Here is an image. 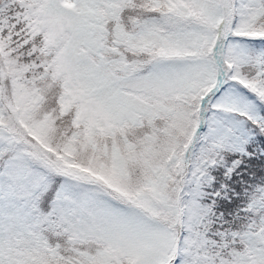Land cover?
<instances>
[{
	"label": "snow or ice",
	"instance_id": "snow-or-ice-1",
	"mask_svg": "<svg viewBox=\"0 0 264 264\" xmlns=\"http://www.w3.org/2000/svg\"><path fill=\"white\" fill-rule=\"evenodd\" d=\"M0 264H264V0H0Z\"/></svg>",
	"mask_w": 264,
	"mask_h": 264
}]
</instances>
